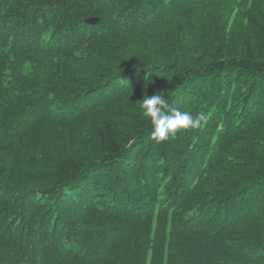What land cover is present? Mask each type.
I'll return each instance as SVG.
<instances>
[{"label":"trees","instance_id":"16d2710c","mask_svg":"<svg viewBox=\"0 0 264 264\" xmlns=\"http://www.w3.org/2000/svg\"><path fill=\"white\" fill-rule=\"evenodd\" d=\"M0 264H264V0H0Z\"/></svg>","mask_w":264,"mask_h":264},{"label":"clouds","instance_id":"9594fccd","mask_svg":"<svg viewBox=\"0 0 264 264\" xmlns=\"http://www.w3.org/2000/svg\"><path fill=\"white\" fill-rule=\"evenodd\" d=\"M142 115L150 120L152 125L151 138L163 142L174 137L180 130L196 128L205 122L208 117L200 113L197 117L188 111L170 107L165 97L161 94L147 96L140 105Z\"/></svg>","mask_w":264,"mask_h":264}]
</instances>
